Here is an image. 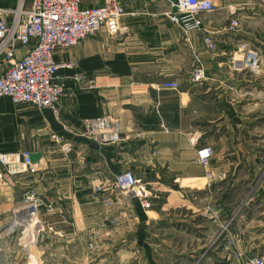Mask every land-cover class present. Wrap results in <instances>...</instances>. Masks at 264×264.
<instances>
[{
    "label": "crops",
    "instance_id": "obj_1",
    "mask_svg": "<svg viewBox=\"0 0 264 264\" xmlns=\"http://www.w3.org/2000/svg\"><path fill=\"white\" fill-rule=\"evenodd\" d=\"M120 1V35L57 52V64H75L59 72L65 95L57 113L0 98V153L41 154L28 171L4 173L0 264H191L221 233L219 179L243 169L258 176L264 167V153L254 151L255 138L264 136V0H212L216 9L201 16L202 30L189 33L169 20L171 0ZM232 19L241 24L235 33ZM204 35L216 40L215 52ZM238 40L261 52V75L233 71L228 60ZM199 66L207 78L193 84ZM168 82L179 89L163 88ZM102 116L121 121L118 144L81 137L82 122ZM52 135L73 150L64 153ZM239 143L249 151L228 152ZM205 146L215 152L211 179L198 163ZM126 171L141 181V198L115 190V177ZM30 191L54 207H42L39 224L23 205ZM261 206L264 227V199ZM243 256L203 264L260 257L247 249Z\"/></svg>",
    "mask_w": 264,
    "mask_h": 264
},
{
    "label": "built area",
    "instance_id": "obj_2",
    "mask_svg": "<svg viewBox=\"0 0 264 264\" xmlns=\"http://www.w3.org/2000/svg\"><path fill=\"white\" fill-rule=\"evenodd\" d=\"M169 2L172 8L167 14L169 20L185 33L201 31V16L216 9L212 0ZM82 4L83 0H31L27 7L25 0H19L14 8L0 9V98H9L15 106L30 105L38 110L51 109L57 113V106L65 95L59 72L75 68V64H57V52L70 50L90 37L101 34L117 37L123 31L122 20L126 10L120 0H104L101 5L88 8ZM240 28L237 19L230 21L229 32L235 33ZM203 42L208 51H216V40L212 36L204 35ZM22 48L26 52L21 55L19 50ZM228 61L238 72L257 75L261 71L259 51L244 40L236 41L235 51ZM206 78V70L195 67L191 82L202 84ZM163 88L178 90L179 84L168 82L163 84ZM81 137L101 145H116L122 140L121 121L107 116L85 119ZM52 139L64 153L73 150V145L63 137L52 135ZM214 154L210 146L198 151V163L207 170L210 179V162ZM30 157L28 152L0 153V185L5 172L14 175L28 171L33 166ZM114 188L120 194L142 197V183L131 171L117 175ZM23 205L30 219L37 220L38 224L42 207L46 213L54 211L52 204H44L33 191L24 194ZM143 206L148 208L149 204L144 201ZM239 257L244 260L243 255ZM250 264H264V258H253Z\"/></svg>",
    "mask_w": 264,
    "mask_h": 264
},
{
    "label": "rangeland",
    "instance_id": "obj_3",
    "mask_svg": "<svg viewBox=\"0 0 264 264\" xmlns=\"http://www.w3.org/2000/svg\"><path fill=\"white\" fill-rule=\"evenodd\" d=\"M18 2L19 0H0V9L14 6ZM25 3L28 7L31 0H25ZM263 7L264 3L262 10ZM259 53L262 61V54ZM233 71L238 72L235 69ZM259 75H261V71L253 76ZM255 142L254 151L264 153V136L256 137ZM231 151L233 152L228 149L229 153H245L249 149L244 143H239ZM218 182L222 183L223 192L221 194L223 205H225L221 213V233L217 234L214 242L208 243L206 252L194 258L191 264H203L209 260L227 262L230 257L241 260L239 256L244 255L245 249L250 251L252 256L258 255L264 258V227H262L261 206L264 199V167L258 176L254 172L243 169L236 177H224L223 175ZM232 185L237 186V189ZM226 187L227 189L224 191Z\"/></svg>",
    "mask_w": 264,
    "mask_h": 264
},
{
    "label": "water",
    "instance_id": "obj_4",
    "mask_svg": "<svg viewBox=\"0 0 264 264\" xmlns=\"http://www.w3.org/2000/svg\"><path fill=\"white\" fill-rule=\"evenodd\" d=\"M40 159H41V154H34L30 157V160L33 164L39 162Z\"/></svg>",
    "mask_w": 264,
    "mask_h": 264
}]
</instances>
